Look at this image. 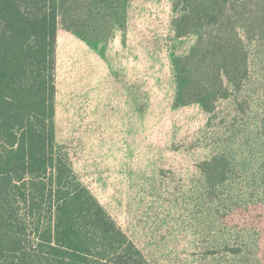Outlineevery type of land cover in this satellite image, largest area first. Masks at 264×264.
I'll return each instance as SVG.
<instances>
[{
	"label": "trees",
	"instance_id": "16d2710c",
	"mask_svg": "<svg viewBox=\"0 0 264 264\" xmlns=\"http://www.w3.org/2000/svg\"><path fill=\"white\" fill-rule=\"evenodd\" d=\"M0 264H264V0H0Z\"/></svg>",
	"mask_w": 264,
	"mask_h": 264
}]
</instances>
